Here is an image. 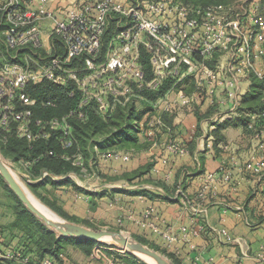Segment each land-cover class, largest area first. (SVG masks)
Segmentation results:
<instances>
[{
    "label": "built area",
    "instance_id": "obj_1",
    "mask_svg": "<svg viewBox=\"0 0 264 264\" xmlns=\"http://www.w3.org/2000/svg\"><path fill=\"white\" fill-rule=\"evenodd\" d=\"M51 1L56 0H41L38 9L23 8L19 0H7L0 5V10L5 11L6 26L2 36L5 48H0V125L8 128L11 120H18V132L28 138H31L28 119L32 115L29 107L34 106L37 99L32 98L26 89L31 83H40L45 78L59 84L66 80L75 81L84 91L83 103L95 97L102 111L109 107V95L115 100L130 95L129 81L136 88L155 90L168 75L178 81L188 77L195 82L194 95H204L214 103L224 93L229 98H239L237 87L245 75L253 73L264 79V64L257 65L253 61V58L258 61L264 54V19L259 16L258 6L249 18L252 24L249 25L243 20L247 11L238 13L234 8L222 5L203 11L176 0H142L128 5L119 0H97L73 6L59 18L47 9ZM46 18L53 21L52 33L63 41L65 54L53 57L50 65H39L34 60L38 68L32 69L30 56H25L27 62L23 65L17 62L18 53L29 46L36 50L44 47L41 25ZM111 20L116 21L118 33L115 38L119 44L110 49L108 59L101 60L103 37ZM140 46L150 55L151 80L146 79L140 63ZM197 54L200 60L196 59ZM72 60H80L82 67H64ZM212 60L216 63L210 66L207 62ZM80 71L84 72L83 77L79 76ZM186 99V103L192 101V98ZM15 101L26 108L15 111ZM158 105L159 102L156 107ZM261 115L264 117V110ZM255 139L264 153V127L256 133ZM167 150L176 155L183 153V148L177 144H169ZM114 157L123 161L131 158L128 152L116 153ZM249 168L255 172L264 170V157ZM222 178L226 181L229 175H222ZM217 180L218 173L208 174L204 189L210 188ZM132 221L157 230L170 245L177 239L170 229L155 228L149 222V214ZM7 256L13 257L14 254L9 252ZM43 264L53 263L46 259Z\"/></svg>",
    "mask_w": 264,
    "mask_h": 264
},
{
    "label": "trees",
    "instance_id": "obj_2",
    "mask_svg": "<svg viewBox=\"0 0 264 264\" xmlns=\"http://www.w3.org/2000/svg\"><path fill=\"white\" fill-rule=\"evenodd\" d=\"M5 1L7 0L0 1V5ZM19 1L23 8H27L25 4L28 0ZM94 1L97 0H88L91 3ZM136 1L141 2L142 0H134L132 4ZM178 1L203 11L211 6L218 5L225 8H234V11L238 13L247 11L243 16V20L245 23H250L249 25H252L249 18L255 7L258 6L255 0H248L246 4L240 5L241 8L231 0ZM4 15L5 11L0 10V20L5 24ZM259 16L261 15L259 14ZM113 30H117L115 20H111L109 29L103 37V53L107 51L106 48L110 40H106V37L110 31L114 32ZM51 40L53 44L51 53L47 54L45 48L36 50L29 46L19 51L17 62L26 65L27 61L24 59L27 54L31 58L29 65L32 69L38 68L34 64V60L39 65H50L53 57H61L65 54L63 41L56 34H52ZM262 46V49H264V45ZM0 48L2 50L5 48L2 39H0ZM43 56H47L46 59L48 60L46 62H44ZM196 59L200 60L198 54ZM260 60L264 62V54L260 55ZM253 61L259 65L257 59L253 58ZM140 63L144 67L146 79L151 80L153 72L150 55L143 46H140ZM207 63L211 66L216 62L212 60ZM77 65L80 66L78 68H81L83 64L80 60H72L66 63L64 67L76 68ZM60 73L62 72H57V74ZM83 75L84 72L80 71L79 76L83 77ZM247 76H250L251 84L249 90L239 96L241 100L236 110L238 114L236 120H239L237 124L242 125L254 136L256 133L261 132L264 127V117L261 115L264 110V79L253 73ZM179 83L180 81L176 77L168 75L158 88L152 90L146 87L136 88V85L131 81L132 91L130 95L127 98L119 96L117 100L114 96L109 95L107 101L110 107L105 111L100 109V103L95 97L90 98L87 103H83L84 91L78 87L75 81L66 80L64 83L59 84L45 78L40 83H31L26 91L32 98L37 99V103L29 107L32 109V115L28 119L27 127L31 133V138L18 132L20 122L13 119L8 128L0 125V152L3 156L19 164V168L26 172L31 180L29 182L32 184V188L35 190L39 188L47 193L40 194L43 200L46 195L47 197L48 194L53 195L56 190L63 187H69L77 194L91 197V202L94 204L97 203L96 198H103L107 195L106 192H122L120 188L106 189L102 193L90 191L78 185L75 179L71 177L76 175L81 178L86 176V173L94 174L100 180L110 183L124 181L133 183L136 180L141 181L138 184L152 183L161 186L169 193V186L166 182L153 180L152 177L143 178L145 175L150 174L154 162L150 161L130 172L124 171V165L136 157L142 147H149L156 140L147 135L145 140L140 143L138 138L140 124H142V131L145 134H148L149 130L159 125H164V121L167 124L168 117L166 114L170 112L160 113L156 105L168 92L172 89L175 90ZM193 83L195 84L194 81ZM201 98H203V95ZM46 101H51V103L47 104ZM14 103L15 111L26 108L18 101ZM213 106L215 107V104ZM197 107L198 105L195 106V108ZM213 109L211 108V110ZM142 114H147L146 118H143ZM39 120L40 123H37ZM227 124H223L222 127H226ZM217 138L223 139V136L218 135ZM189 151L193 150L190 148ZM125 152L130 153L131 158L129 161L114 157L116 153ZM106 154L110 156H106ZM103 161H109L110 163L109 167L105 165L108 167L105 171L99 166V163L101 164ZM45 172L47 174L43 176ZM0 186L9 200V202L4 203L3 199H0V253L2 254L0 264H43L46 259L53 264H68L65 253L69 244L77 248L86 258L92 257L99 260L98 256L104 255L101 251H98L100 254H95V246L102 242L58 236L55 231L49 229L23 205L10 190L1 175ZM135 191L149 197L154 194L146 188ZM46 201L60 217L72 222L86 224L84 219L70 215L55 196L53 200L46 198ZM134 224L142 227L135 222ZM115 225L122 227L123 224L119 223L118 218ZM146 234L150 236L157 235L164 246L155 244L146 236L139 234H133L132 236L143 244L165 254L174 264H180L176 252L168 250L170 244L162 238L159 232L154 233L152 229L151 233L147 232ZM106 246L112 247L113 245L106 244ZM107 251L110 255L108 258L112 256L113 262L117 264H147L128 252H126V255H121ZM9 252L13 253L14 256H7Z\"/></svg>",
    "mask_w": 264,
    "mask_h": 264
},
{
    "label": "crops",
    "instance_id": "obj_3",
    "mask_svg": "<svg viewBox=\"0 0 264 264\" xmlns=\"http://www.w3.org/2000/svg\"><path fill=\"white\" fill-rule=\"evenodd\" d=\"M86 1H51L47 9L54 17L61 18L70 8L81 6ZM119 1L125 5L134 2ZM40 4L41 0H28L25 6L38 9ZM42 24L48 54L53 50L51 37L54 23L46 18ZM110 54V49L105 53L102 51L100 59L106 60ZM258 61V64H264L263 60ZM249 77L245 75L241 78L237 87L239 96L249 90ZM195 92L193 80L183 77L175 90L172 89L164 100L158 101L160 113L170 112L166 114L167 124L164 121V125L149 130L148 134L142 131L140 124L139 142L144 141L147 135L156 140L149 147H142L138 155L124 165V171L130 172L150 161L154 162L150 174L143 178L152 177L153 180L166 182L169 193L152 183L137 184L135 189L146 188L154 193L151 197L124 186L119 187L122 192H106L107 195L100 199L103 200L101 206L106 222L111 220L113 225L119 218L123 232L146 236L155 244L164 246L157 235L146 234L151 233L150 226L140 227L129 218L133 215L141 219L142 215L149 214V222L155 228H168L176 236L168 250L176 252L180 264H264V170L255 172L249 168L264 157L263 150L255 139L256 134L253 136L237 124L236 110L241 97L229 98L224 93L212 103L210 98L204 95L201 98L194 95ZM186 98H192V101L186 103ZM146 116L142 114L143 118ZM225 123H228L227 126L222 127ZM218 135L223 139L217 138ZM169 144L179 145L183 153L172 154L167 150ZM190 148L193 151L190 152ZM143 159L144 162L141 161ZM211 173H218V180L204 189L205 179ZM227 174L229 178L225 181L222 175ZM71 177L74 178V175ZM56 192L67 194L72 202H78L82 197L91 200V197L77 194L69 187ZM155 232L158 233L157 230ZM104 257L106 263L95 262L97 259L92 257L86 258L85 262L117 264L112 258ZM99 260H102L101 257Z\"/></svg>",
    "mask_w": 264,
    "mask_h": 264
},
{
    "label": "rangeland",
    "instance_id": "obj_4",
    "mask_svg": "<svg viewBox=\"0 0 264 264\" xmlns=\"http://www.w3.org/2000/svg\"><path fill=\"white\" fill-rule=\"evenodd\" d=\"M176 1H178V0H176ZM231 1L232 2H236L237 5H239V8H241L240 5L246 4V2L248 0H244V1H242V0H231ZM255 3L258 5V8H259V12L258 13L264 19V0H255ZM41 26L43 27V24ZM5 30H6V26H5L4 22H2L0 20V38L1 39H2V36H3V32ZM113 31L114 32L110 31L109 35L106 37V40L110 39L108 41V45H107V48H106L107 50L111 49L116 43L119 44L118 40L115 38L117 33H118L117 32L118 30H113ZM44 33H43V36H42L43 37V41H44V37H45ZM43 44H44L43 48H45L46 47L45 45H47V42H45ZM26 56H27V54H26ZM46 57L47 56H43L42 57V58H44V62H46L48 60V59H46ZM128 83H131V81H129ZM3 158L5 160H7V162L10 163L14 167V169H12L13 174L15 175L17 180L22 184L24 189H26L28 191L29 196L32 195V197L34 199H36L40 204L46 206L49 210H51L59 218H60V216L49 206V204L46 201V198L47 199L50 198V199L53 200L54 196H55L58 199L59 203L62 204L63 207L67 211H69L71 213L78 214L79 216H83L82 218H84V221L86 223V224H83V225H86V226L94 228V229H109V230L122 231L123 232V230L118 229V228H121V226H116L115 222H114L113 225H112L113 221H111V220L106 222V218L107 217L105 218L104 212L102 211L104 209L101 206L103 200H100V198H98V197L96 198V200L98 201V203H96V204L91 202L92 199L90 200L89 198H87V200H86L85 197H82L81 199L77 198L79 200L78 202L77 201L76 202H74V201L72 202V198L70 199L67 196V194L61 195L60 193L56 192L53 195L52 194L51 195L48 194V197L46 195V197H43L44 198V200H43L40 197V194H42V193L45 194L46 192L43 191L42 189H39V188L37 190L32 188L31 187L32 184L29 182V179L27 177V173L19 168V166H18L19 164L13 162L12 160L8 159L5 156H3ZM141 161L144 162V159L141 160ZM105 165H107L109 167V165H110L109 161H103V163L101 162V164L99 163V166L101 167V169L103 171L108 169V167H106ZM74 179L77 182V184L80 185L81 187L86 188L87 190H90V191H98V192H101V193L105 192L106 189L119 188L120 186H124L126 188L130 187L129 190H135L136 189V185L141 182V181L138 182L139 180H137L138 183L137 182H135V183L133 182L134 184L130 183L129 185L126 184V182H115V183L112 182V183H110V182H106V181L100 180L99 177L95 176L94 174L90 175L89 173H86V176L81 177V178H79L78 176L74 175ZM130 185H133V186H130ZM1 198L3 199L4 203L9 202V200L7 199V197L4 194L3 189L0 186V199ZM99 202H100V205H99ZM129 218L131 220L133 218L136 219V217H134V216H133V218L132 217H129ZM120 224H122V223H120ZM124 233L133 238L132 235H130V234L126 233V232H124ZM106 244H108V243L102 242L101 244H97L95 246V250H96L95 254H100V252H98V251H101V252L104 253V255H102L103 257L102 256H98V259H99V257H101L102 260H96L95 262H97V261H101L102 262L103 261V262L106 263V259H105L104 256L110 257V255H108V253H107L108 252L107 250H109L112 253H118V254H121V255H126L125 251L119 250L117 247H114V246H112V247L106 246ZM65 255L67 256L66 259H67L68 264H87L88 263V262L87 263L85 262L87 259L84 258L82 256V254L79 253L78 249L73 247L71 244H69L67 246V250H66ZM162 255L165 256L172 264H174L172 262V260L170 258H168L165 254H162ZM111 258H113V257L111 256ZM138 259L141 260V262H145L147 264H150L144 258L142 259V258L138 257Z\"/></svg>",
    "mask_w": 264,
    "mask_h": 264
},
{
    "label": "water",
    "instance_id": "obj_5",
    "mask_svg": "<svg viewBox=\"0 0 264 264\" xmlns=\"http://www.w3.org/2000/svg\"><path fill=\"white\" fill-rule=\"evenodd\" d=\"M12 169H14V167L3 158L0 152V175L10 190L34 216L42 221L49 229L55 231L58 236L104 242L142 259L143 257L149 258L156 264H172L157 250L130 237L122 231L94 229L80 223L63 219L62 217L58 220L48 218L32 203L29 195L13 174Z\"/></svg>",
    "mask_w": 264,
    "mask_h": 264
},
{
    "label": "bare ground",
    "instance_id": "obj_6",
    "mask_svg": "<svg viewBox=\"0 0 264 264\" xmlns=\"http://www.w3.org/2000/svg\"><path fill=\"white\" fill-rule=\"evenodd\" d=\"M21 184V183H20ZM22 185V184H21ZM24 188V187H23ZM26 193L29 195L28 191L25 189ZM30 200L32 201V203L43 213L45 214V216H47L48 218L51 219H55L58 220L60 219L56 214H54L51 210H49L46 206L40 204L36 199H34L31 196H29ZM144 259H146L150 264H156L153 260L143 257Z\"/></svg>",
    "mask_w": 264,
    "mask_h": 264
}]
</instances>
